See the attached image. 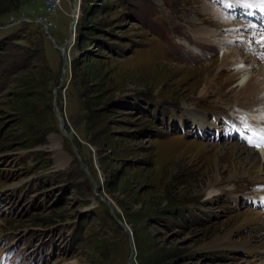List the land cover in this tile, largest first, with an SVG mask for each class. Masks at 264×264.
<instances>
[{
    "label": "rangeland",
    "instance_id": "rangeland-1",
    "mask_svg": "<svg viewBox=\"0 0 264 264\" xmlns=\"http://www.w3.org/2000/svg\"><path fill=\"white\" fill-rule=\"evenodd\" d=\"M212 6L0 0V264H128L130 254L134 264H264L263 249L243 250L263 244L264 231L241 225L260 211L223 192L246 194L264 170L231 178L223 168L210 195L213 160L222 168L230 154L217 150L232 141L168 128L191 123L184 108L232 110L225 101L244 79L232 78L243 66L222 64L230 49L244 64L261 61L253 46L214 49L238 22L215 19ZM202 25L219 28L208 55L191 33ZM113 213L132 230V253Z\"/></svg>",
    "mask_w": 264,
    "mask_h": 264
},
{
    "label": "bare ground",
    "instance_id": "bare-ground-1",
    "mask_svg": "<svg viewBox=\"0 0 264 264\" xmlns=\"http://www.w3.org/2000/svg\"><path fill=\"white\" fill-rule=\"evenodd\" d=\"M221 1L224 2L225 7L228 8V10H230V6L226 2H234L235 0H221ZM249 2H251V0H249ZM256 7L260 10L258 3L256 4ZM75 11H77L76 7H75ZM211 12L213 13L212 17H214L215 19H219L218 17H220V14L217 10L212 9ZM74 18L77 19V15H75V13H74ZM235 22H239V21H235ZM242 23H243V26L239 27L240 30H237L239 31V33L235 35L243 36L245 38V41L241 43L242 47H244L245 45V47L248 48L250 43H254V41L259 39L258 37L262 36L263 34L253 35V32L246 30V25L248 23L246 22H242ZM213 35L214 34L212 30H209V29L208 31L201 29L195 34L196 38L203 40V41H212ZM230 51H231V54L226 56L223 59L222 64L224 66L226 65L227 66L233 65L235 67L243 66L242 68H240L239 70L235 72L232 78L233 79L242 78L244 80L241 81L233 89V92L231 90V94H233L232 99H231L232 101H227V102L225 101V104H227L229 107H232L231 108L232 110L233 108L236 109V107H239V109H242V111L244 112L245 110L243 109H247L253 112L263 111L264 110V76H263L264 75V50L256 53V54L262 53L261 57L263 58H261L260 62L254 65L244 64L243 60L240 57L236 58L234 55H232V51H234L233 49H230ZM208 83H209L208 85L211 86L214 82L212 79H210ZM199 94L202 98H205L206 95H208V86L206 85L203 86V89L202 91H200ZM225 108L228 110L227 107ZM186 112L193 119V121L199 125V128L203 133H205L206 131H212V133L217 132L218 134L219 127L217 126L216 122H214L213 120H210L208 118L213 123H210L208 120H206V118L203 116V115H206L208 117L206 113L201 111V114H202L201 115V114H198L196 111L190 110V109H188ZM244 117L246 119L245 115ZM213 124L216 125L217 127L214 126ZM233 127L234 129H236L235 126ZM261 127L264 128V125H262ZM217 128H218V131H217ZM226 142H230V141H226ZM241 144H242L241 142L232 141L230 145H222L220 148H218L216 154L225 153V151H228L230 154H229V158H225L223 160L224 164L222 168L219 165H216L217 162L215 158L213 160V163H215V171L211 175V177L208 178V181H207V191H209L210 195L217 194L216 186H218L224 180L222 177V172L224 169L227 170V174H229L231 178H238V177L244 178V177H248L251 174H255V173H258L264 170V167L261 166V164H258L257 162L258 155H256V151H254V149L251 147H247L245 145L244 147L242 146L243 144L242 145ZM260 154L261 155L263 154L262 156L264 157L263 151H261ZM261 193H260L261 194L260 197L258 198H257L258 195L254 198L247 197V201H250L254 205H257V201H258L260 205H257V206H259V208H262L261 210L264 211V191ZM241 225H253V226L259 225L261 229L264 231V215H262L260 212H251L249 213L248 216L244 217ZM243 247H244L243 249L244 251H249V249L256 250L258 248L264 250V243L261 245H257V246L250 245V244H243Z\"/></svg>",
    "mask_w": 264,
    "mask_h": 264
},
{
    "label": "water",
    "instance_id": "water-1",
    "mask_svg": "<svg viewBox=\"0 0 264 264\" xmlns=\"http://www.w3.org/2000/svg\"><path fill=\"white\" fill-rule=\"evenodd\" d=\"M75 23V18L73 16L72 22L70 24V27H73ZM49 39L51 40V42L54 44V46H56L58 48V50H60V54L62 55L63 58V48L61 46H57L53 40V38L51 36H49ZM114 214V213H113ZM115 215V214H114ZM115 221L117 222V224L127 233L128 235V243L130 245V249H131V253L132 250L134 248V243H133V233L132 230L130 229V227L124 222L122 221L119 217H117L116 215L114 216ZM128 264H134L133 263V259H132V254H130L129 258H128Z\"/></svg>",
    "mask_w": 264,
    "mask_h": 264
},
{
    "label": "snow or ice",
    "instance_id": "snow-or-ice-1",
    "mask_svg": "<svg viewBox=\"0 0 264 264\" xmlns=\"http://www.w3.org/2000/svg\"><path fill=\"white\" fill-rule=\"evenodd\" d=\"M235 3L237 5L247 7V8L254 7L258 3L259 7H260V11L264 12V0H251V2H249V0H235ZM255 135H259V137H260V143L257 144L256 146H258V147L264 146V130H260V131L256 132Z\"/></svg>",
    "mask_w": 264,
    "mask_h": 264
},
{
    "label": "trees",
    "instance_id": "trees-1",
    "mask_svg": "<svg viewBox=\"0 0 264 264\" xmlns=\"http://www.w3.org/2000/svg\"><path fill=\"white\" fill-rule=\"evenodd\" d=\"M116 222V221H115ZM117 223V222H116Z\"/></svg>",
    "mask_w": 264,
    "mask_h": 264
}]
</instances>
